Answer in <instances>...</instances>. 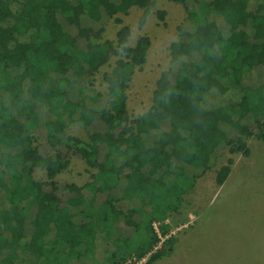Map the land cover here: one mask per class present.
<instances>
[{
    "label": "trees",
    "instance_id": "trees-1",
    "mask_svg": "<svg viewBox=\"0 0 264 264\" xmlns=\"http://www.w3.org/2000/svg\"><path fill=\"white\" fill-rule=\"evenodd\" d=\"M170 1L185 7L194 31H180L171 45L172 62L180 63L175 81L163 72L149 111L132 118L129 90L135 73L147 64L152 43L143 35L130 45L132 29L120 15L142 10L143 28L153 0H0V95L8 97L0 100V264H25L23 256L36 264H69L72 257L93 254L100 235L113 240L109 264H128V259L159 264L174 243L169 215L179 212L198 181L187 168L210 170L223 145L232 155L249 157L246 138L254 136L264 145V83L244 85L246 74L264 67V0L254 13L251 0H192V7L187 6L190 0ZM212 14L229 26L227 35ZM104 16L118 27L115 41L103 40V28L83 26V18L100 22ZM165 16L158 13L161 21ZM63 20L78 30L77 37L65 31ZM79 38L87 41L85 48H79ZM195 54L199 60L182 62ZM113 57L115 66L104 76L108 108L99 111L74 102L69 77L86 78L90 85ZM213 90L222 95L232 91L237 102L208 109L204 101ZM36 104L51 115L44 122L53 151L48 156L41 154L36 139L41 125ZM76 115L84 128L99 120L104 129L86 139L66 136ZM248 117L256 133L243 124ZM164 124L168 130L148 145V136ZM228 129L239 137L228 140ZM73 156L94 173L91 183L65 187L74 198L63 205L57 178L68 171ZM233 164L228 159L217 170V187L226 184ZM36 169L46 172V181L35 178ZM121 182L125 188L118 200L112 192ZM85 189L105 197L101 207L96 199L86 200ZM76 215L86 222L76 223Z\"/></svg>",
    "mask_w": 264,
    "mask_h": 264
},
{
    "label": "rangeland",
    "instance_id": "rangeland-1",
    "mask_svg": "<svg viewBox=\"0 0 264 264\" xmlns=\"http://www.w3.org/2000/svg\"><path fill=\"white\" fill-rule=\"evenodd\" d=\"M155 5L152 14L143 28L139 27V20L142 10L133 8L129 15L120 17L126 25L132 29L130 45H135L139 37L145 35L151 39L147 64L142 70L135 73L134 80L129 90L128 109L132 118H138L146 114L152 106L153 94L156 82L163 72L171 73V81H175L176 74L180 68V63H173L171 58V45L179 40V32H193L194 26L189 21L185 7L175 4L170 0H153ZM210 3L211 0H200ZM118 2V0H116ZM262 0H251L249 5L250 12H256ZM195 5L190 0L188 7ZM159 12H166L165 20L161 21L158 17ZM211 20L218 24L220 29L227 35L230 31L229 26L218 17L212 14ZM85 28H93L96 31L104 29L103 40L115 41L118 27L114 21L106 16L100 22L88 19L82 20ZM67 33L74 37L78 36L75 27L67 25L62 21ZM246 31L253 35V30L249 26ZM21 41L26 40L24 37ZM79 48H85L87 41L83 38L78 39ZM197 54L192 55L186 60H199ZM117 58L113 57L108 65L103 67L94 81L89 85L86 78L71 80L68 91L74 102L83 101L89 107L96 110H104L109 106L107 97L108 85L104 80L106 74H110L115 66ZM264 83V67L255 68L244 78V85L259 88ZM98 95H100L98 97ZM8 101L6 95H0V100ZM24 99H29L25 96ZM237 102V96L229 91L222 95L217 90L210 92L204 101V106L213 109L228 103ZM37 111L41 119L38 129L37 140L40 152L43 156L53 153L51 146L46 141L47 133L44 122L51 119L47 109L36 104ZM75 121L69 125L66 136H75L86 139L91 132L104 129V125L99 121L89 127L84 128ZM244 125L250 127L256 133V123L251 117L243 121ZM166 125V126H165ZM226 128V127H225ZM227 129V128H226ZM168 130V125L164 124L162 130L152 132L147 140L148 145H152L162 132ZM228 140H235L239 134L234 129H228ZM250 149L249 157L242 153L230 154L229 148L223 145L218 149L212 159V167L203 173L196 168H187L190 176H198L195 187L184 197V203L179 212L169 215L167 223L171 226V236L173 246L169 256L165 257L159 264H264V145L254 136L244 139ZM65 151V149L62 148ZM106 150L101 153V160L104 159ZM228 159H233L232 173L226 184L221 188L216 186V172L223 165L227 164ZM86 163L77 157L71 158V166L65 173L57 178L58 196L62 204H67L74 194L68 192L65 187L70 184L84 186L91 183V173ZM94 173V172H93ZM35 178L46 181V172L36 169ZM125 183L121 184L112 192L115 199H121ZM86 200L96 199V207H101L105 201L103 195L95 196L92 192L85 189ZM120 207L127 209L128 204L119 203ZM80 208L74 209L79 213ZM76 223L86 222L81 216L75 217ZM27 235L33 233L31 225L27 224ZM54 233L52 234V237ZM115 238V237H114ZM167 238H162L163 243ZM113 240L100 235L93 254L81 257H72L69 264H109L106 260L109 250H112ZM168 248V249H169ZM80 253L83 247L79 249ZM25 264H36L31 256H23ZM128 264L133 263V259H128Z\"/></svg>",
    "mask_w": 264,
    "mask_h": 264
},
{
    "label": "built area",
    "instance_id": "built-area-1",
    "mask_svg": "<svg viewBox=\"0 0 264 264\" xmlns=\"http://www.w3.org/2000/svg\"><path fill=\"white\" fill-rule=\"evenodd\" d=\"M156 227H157V225H156ZM139 264V263H138Z\"/></svg>",
    "mask_w": 264,
    "mask_h": 264
}]
</instances>
